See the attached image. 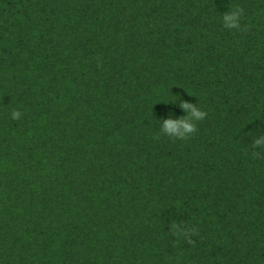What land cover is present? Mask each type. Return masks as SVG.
<instances>
[{"label":"trees","instance_id":"16d2710c","mask_svg":"<svg viewBox=\"0 0 264 264\" xmlns=\"http://www.w3.org/2000/svg\"><path fill=\"white\" fill-rule=\"evenodd\" d=\"M261 135L264 0H0V264H264Z\"/></svg>","mask_w":264,"mask_h":264},{"label":"clouds","instance_id":"9594fccd","mask_svg":"<svg viewBox=\"0 0 264 264\" xmlns=\"http://www.w3.org/2000/svg\"><path fill=\"white\" fill-rule=\"evenodd\" d=\"M242 10L235 9L230 12H226L222 17V22L225 28L237 29L240 26V15ZM169 101H174L169 100ZM168 101V102H169ZM181 107L185 110L186 115L177 119H165L161 125V131L167 135L177 139H184L196 130V122L202 120L207 113L201 111L198 107L190 103H181ZM22 117V112L19 110H13L11 113V119L19 120ZM253 146L256 148L264 147V135H261L254 139Z\"/></svg>","mask_w":264,"mask_h":264}]
</instances>
